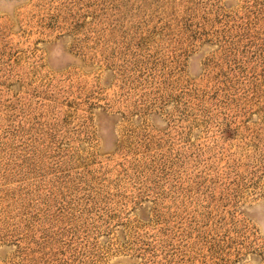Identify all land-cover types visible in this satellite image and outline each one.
Wrapping results in <instances>:
<instances>
[{
	"label": "rangeland",
	"instance_id": "rangeland-1",
	"mask_svg": "<svg viewBox=\"0 0 264 264\" xmlns=\"http://www.w3.org/2000/svg\"><path fill=\"white\" fill-rule=\"evenodd\" d=\"M0 264H264V0H0Z\"/></svg>",
	"mask_w": 264,
	"mask_h": 264
}]
</instances>
